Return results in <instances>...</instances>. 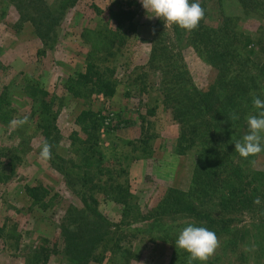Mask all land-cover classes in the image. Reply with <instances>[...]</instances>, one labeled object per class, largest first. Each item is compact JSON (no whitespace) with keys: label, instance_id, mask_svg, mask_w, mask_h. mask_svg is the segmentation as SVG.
I'll list each match as a JSON object with an SVG mask.
<instances>
[{"label":"rangeland","instance_id":"374dc122","mask_svg":"<svg viewBox=\"0 0 264 264\" xmlns=\"http://www.w3.org/2000/svg\"><path fill=\"white\" fill-rule=\"evenodd\" d=\"M54 1L44 0L47 5ZM126 2L135 10L134 32L128 33L120 58L117 54L108 58L113 49L105 44L98 54L107 58L105 64L118 65L115 95L73 99L63 84L68 75L82 71L86 55L94 49L88 41L93 34L87 31L101 21L93 8L106 12ZM193 2L197 0H189ZM198 2L204 17L196 29L187 31L149 18L152 13L140 0H79L57 27L58 38L44 49L31 24L20 22L21 5L0 0V264H72L57 255L64 247L62 231L103 234L119 229L131 235L119 243V249L135 257L131 264H188L189 254L175 247L180 230L188 225L206 227L219 239L215 254L203 264H264V152L244 159L234 144L248 133L247 117L256 114L253 98L264 100V0ZM227 25L234 34L224 32ZM203 33L222 44V49L215 46L221 52L215 53L216 63L202 54ZM226 35L231 40L234 35L241 45L230 44ZM244 38L251 43L241 50ZM121 63L128 67L121 68ZM165 69L174 72L168 75ZM128 71L135 72L130 80L146 75L140 85L144 92L134 82L127 86ZM178 71H185L202 93L200 112L206 116L205 126H198L195 113L189 119L182 111L184 124L191 132H207L205 141L191 135L181 147L179 125L162 104L165 91L175 101L180 79L187 80L179 78L176 83ZM43 105L50 110L45 118L55 119L52 132L58 135L46 163L38 159L44 143ZM89 109L100 113L103 121L102 156L89 168L94 183H108L106 191L95 195L102 218L85 205L74 177L56 169L77 159L78 146L70 140L77 128L74 122ZM151 109L154 115L142 122L140 116ZM176 109L181 111L178 105ZM233 112L239 119H228ZM24 117L28 122L22 127L10 126L14 118ZM143 138L144 154L138 142ZM191 143L193 149H181ZM201 146L205 159L199 163L193 152ZM26 186H37L41 193L45 188L47 197L56 196L48 210L33 205ZM113 186L126 189L139 206L121 221V206L110 198L108 188ZM257 197L260 203L254 204ZM191 207L202 216H192ZM118 253L108 252L102 263L90 264H127Z\"/></svg>","mask_w":264,"mask_h":264},{"label":"trees","instance_id":"16d2710c","mask_svg":"<svg viewBox=\"0 0 264 264\" xmlns=\"http://www.w3.org/2000/svg\"><path fill=\"white\" fill-rule=\"evenodd\" d=\"M12 1H15L16 4L21 5L18 10L20 22L27 21L31 24L34 34H36L37 38L42 42L44 49L48 47L50 48L51 42L58 38V34H56L57 27L61 24V21L63 17L66 16V13L72 10L79 2V0H55L51 5H47L44 0ZM132 5V2H126L124 6L120 5L117 8L111 7L108 8L106 12L97 9L96 7L93 8V10H95L96 15L99 17V20L101 21L99 23L100 25L94 24V28L89 30L90 32L87 31L90 34H93L88 41L94 49H92L86 55L84 62L85 64L82 71L68 75L63 84V89L73 99L87 100L91 97L92 94H100L105 98L109 99L115 95L116 84L117 82H119V78L115 77L118 65L116 66L114 64H105L108 63V60L107 58L99 57L98 54L102 53L99 47L104 46L105 44L106 47L113 49L107 52L108 58L114 57L116 54L117 56H119V53L121 55L124 47L126 46L125 44L127 41L128 33L134 32L133 21L135 18V10H132ZM225 29H223L225 30L224 32L228 31L230 34H234L230 25L225 26ZM226 36L229 39L230 44L234 43L236 45H241V42L236 41L234 35L232 40L231 35ZM200 37H202L200 39L201 44H206L207 42H209L207 44L209 46L207 47L204 44L201 45L204 46L201 49V51L204 52L202 53L204 55V58L208 57L211 63H216L215 57L217 56V54H221V52H219L215 48V46L222 49V44L216 41L212 42V40L210 38H207L204 33ZM244 40L245 42L241 50L247 49V47H249L251 43V40L249 38H244ZM219 42H221V40ZM44 49L43 51L39 50L38 53L42 51V54H44L46 51ZM119 66L121 68H126L128 67V64L121 63ZM225 67H230L229 61L225 62ZM262 67L264 69V66ZM262 67L257 66L258 71H262ZM165 70L168 75L169 73L173 74L174 72V70ZM178 72L175 75L176 83H178L177 81L179 80V78H187V80L185 81L183 79H180L182 84L179 86V88H177V92L179 93L178 98L175 99V101H173L172 94H169V92L165 91L162 95V104L165 106L166 109H169L171 111L174 119H176L179 125L178 129L180 133V138L178 139V141L180 144L179 147H181V143L183 144L184 142H189V137H191V135H193L194 138L197 139L199 137V141H205V139L207 138V132L196 131L195 134L194 132H191L189 130L186 124H184V117L182 111H184V113L189 119L195 113L196 120L198 121V126H200L201 124L202 126H205L206 116L203 114L201 115L200 112V109H202L201 106L204 105V99L201 97L203 96L202 93L197 90V88L192 86V84L188 80L185 71L180 72V74ZM134 73V71H128L127 79L129 80V82L127 86L130 87V84L134 82L135 85L140 87L141 92H144V88L140 85L144 84L143 82L145 80L142 81V77L146 75L143 73V75L140 76L138 79L136 77L130 80V78L133 77ZM137 81H140L142 83L139 84ZM129 91L125 92L126 96H130ZM176 105H178V107H181V111L176 109ZM40 111V116L43 122L42 128L44 132V142L47 141L53 146L58 139L57 132H52V130L55 131V129L52 127V123L55 119L45 118V116L48 115L50 112L47 105H43ZM153 115L154 109H151L147 110L146 114L141 115L140 118L142 122H144L146 116ZM74 123L77 128L76 132L72 133L70 140L72 141V146H78V160L72 157L68 159V161L65 162L63 165L58 167L56 166V169L57 171L63 172L64 175L68 178L69 176L74 177L75 183L80 188L79 191L83 196L82 200H84L85 205L91 211L96 212V216L102 218L100 214L98 215L97 207L99 205V201L97 200L95 195L97 192L100 193L106 191V186L108 183H94L95 174H91L89 171V168L93 165L94 161H96L97 158L99 160L102 156L99 142L100 131L103 126L102 116L100 115V113L93 112L90 109L83 110L76 117ZM138 142L140 143L139 148L144 154L147 149V139L143 138V140H138ZM189 148L193 149L192 143L189 147L181 149ZM200 150L197 149L193 152L195 153V155H197L199 163L204 161L205 159L204 156H201L204 153V151L202 150V146ZM75 160L77 161L75 162ZM206 167L207 171L210 170V167L205 165V168ZM111 172L112 169H108L106 171L108 176L111 175ZM109 180H111V177L107 181ZM108 189L111 192V197H109L121 206V213L119 215L120 221L123 218L128 217V213L138 210L139 206L137 201H134V199H132V196L127 192L126 189L121 190L120 188H115L114 186L113 188L109 187ZM24 190L28 198L33 202V205L38 204L40 211L48 210L49 204L52 203V200L56 197L55 195L47 197L49 192L48 189L44 188L41 193L40 190L38 191L37 186H26ZM44 197L47 200H43ZM188 211H191L192 216H196V219L202 216L200 213L195 212L194 208L192 207L189 208ZM64 222L65 220H62L60 224L61 227H64ZM62 232L64 247L63 249L59 250L57 255L60 256L61 259H66L72 264L102 263L107 257L106 253L109 252L111 254H115L117 251H121V253L118 254L120 255L121 260L124 261V263L131 264V262L135 260V257L131 253H125L124 250L122 251L121 249H119L120 242L124 241L127 238H131L130 234H127L126 232L121 231L120 229L112 230V232L102 231L103 234H101L100 231L98 232V230L89 233H85L84 231H77L75 233H72V231L70 232V230ZM110 243L112 244L109 245ZM35 258H38L37 253L35 254Z\"/></svg>","mask_w":264,"mask_h":264},{"label":"clouds","instance_id":"9594fccd","mask_svg":"<svg viewBox=\"0 0 264 264\" xmlns=\"http://www.w3.org/2000/svg\"><path fill=\"white\" fill-rule=\"evenodd\" d=\"M140 3L146 12L152 13L149 18L162 20L165 27L177 25L187 31L196 29L205 14L198 0L193 3H189V0H140ZM252 104L256 114L247 117L248 133L241 140L234 142L235 152L244 159L264 152V100L254 97ZM228 119L234 121L239 117L233 112ZM27 122V117L14 118L10 121V126L22 127ZM51 148L52 145L45 141L40 147L38 159L48 162L52 158ZM253 203L259 204L260 198L257 197ZM175 247L189 254L188 264H193V261L203 264L215 254L219 239L215 232L206 227L188 225L180 230Z\"/></svg>","mask_w":264,"mask_h":264}]
</instances>
